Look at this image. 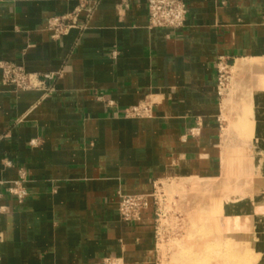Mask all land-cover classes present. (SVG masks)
I'll return each instance as SVG.
<instances>
[{
    "label": "crops",
    "instance_id": "0c3cea01",
    "mask_svg": "<svg viewBox=\"0 0 264 264\" xmlns=\"http://www.w3.org/2000/svg\"><path fill=\"white\" fill-rule=\"evenodd\" d=\"M148 1L0 0V62L59 75L46 95L4 85L0 70V264H155V208L126 223L119 195L235 164L243 143L238 132L224 143L222 57L232 89L246 77L236 67L253 66L245 151L264 180V0H185L179 31L149 28ZM82 3L96 7L87 28L53 39L51 19ZM143 105L148 118L127 115ZM20 172L22 203L6 190Z\"/></svg>",
    "mask_w": 264,
    "mask_h": 264
},
{
    "label": "rangeland",
    "instance_id": "374dc122",
    "mask_svg": "<svg viewBox=\"0 0 264 264\" xmlns=\"http://www.w3.org/2000/svg\"><path fill=\"white\" fill-rule=\"evenodd\" d=\"M241 63L245 68L252 66ZM239 66L235 74L246 77L234 80L232 89L229 68L222 86L227 91L220 95L228 120L224 127L229 122L224 143L236 140L237 136H233L236 132L243 143L242 150L230 154L235 162L233 166L226 164L224 157L225 168L232 169L229 175L233 185L218 190L219 183L227 176L225 168L219 179L169 180L157 184L154 188L157 200L152 201L159 215L155 264H264V180L247 161L250 153L245 151L251 143L253 126L248 117L253 93L244 94L239 87H244V83L253 90V72L240 70ZM149 109V105H143L140 115L129 114V117L148 118ZM234 113L238 118H234Z\"/></svg>",
    "mask_w": 264,
    "mask_h": 264
},
{
    "label": "built area",
    "instance_id": "2783aa9c",
    "mask_svg": "<svg viewBox=\"0 0 264 264\" xmlns=\"http://www.w3.org/2000/svg\"><path fill=\"white\" fill-rule=\"evenodd\" d=\"M86 10L85 22L80 17L81 11ZM96 10L95 5L88 6L82 3L80 9L75 13L54 17L51 19L49 29L53 39H59L67 35L73 29L84 31L87 28V22L93 16ZM149 28L168 29L179 31L186 26L188 21L189 9L185 0H149L148 1ZM231 69L228 59L222 57L217 63V81L219 95H222V86L226 80L228 69ZM3 84L14 86L20 91H43L46 95L51 94L55 89V84L59 75L56 74H36L29 73L23 65L12 62H0ZM231 79V78H230ZM140 115V108H132L127 115ZM27 175L20 172L17 181L12 182L6 190L11 196H14L20 203L27 198L25 183ZM7 184L0 183V188ZM155 185V189H156ZM1 190V189H0ZM155 192V191H154ZM157 200L156 192L150 195H119V215L121 219L129 224L138 223L142 220L143 213L148 210L152 201ZM159 219V215L157 214ZM158 238V231H157ZM120 264L118 260L108 259L105 264Z\"/></svg>",
    "mask_w": 264,
    "mask_h": 264
},
{
    "label": "bare ground",
    "instance_id": "6f19581e",
    "mask_svg": "<svg viewBox=\"0 0 264 264\" xmlns=\"http://www.w3.org/2000/svg\"><path fill=\"white\" fill-rule=\"evenodd\" d=\"M240 66V70H244V71H249V72H253V66H247V68H245V66H244V64L243 63H240L239 64ZM241 85V84H240ZM244 87H242V86H239L240 88H243V92H244V94H248V93H254V91L253 90H251V89H249L248 88V86H247V84L246 85H244V83L242 84ZM239 88V89H240ZM252 89H253V87H252ZM241 90V89H240ZM246 91V92H245ZM226 169V171H227V176L219 183V185H218V190L219 191H222V190H227L228 188H229V186L230 185H233V184H231L232 183V181H233V179H232V177L229 175V173L231 174L232 172H230V171H232V169H231V167H227V168H225ZM226 173V172H225ZM215 193V192H214ZM213 193V194H214ZM218 193H216L215 194V196L217 195ZM211 197V196H210Z\"/></svg>",
    "mask_w": 264,
    "mask_h": 264
}]
</instances>
